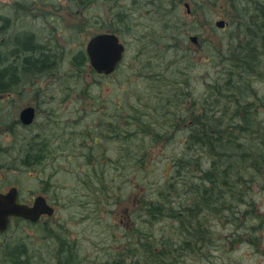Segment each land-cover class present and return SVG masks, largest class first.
Here are the masks:
<instances>
[{"label": "rangeland", "instance_id": "374dc122", "mask_svg": "<svg viewBox=\"0 0 264 264\" xmlns=\"http://www.w3.org/2000/svg\"><path fill=\"white\" fill-rule=\"evenodd\" d=\"M226 2L228 3V0H120L118 3L111 2L108 6L105 0H0V14H6L12 18L2 23L0 21L1 58L9 57L17 60L19 49L17 51L14 49L12 54L9 51L10 55L5 56V48L11 44V40L6 41L7 32L12 29L14 31L23 29L21 25L26 22L32 26L31 31L35 32L36 36L35 42L40 43L42 52L51 55V60L44 71L39 70L38 73L29 71L16 85L17 87L13 88L23 91L21 94L23 99L16 97L13 98L14 102L8 103L10 99H7L6 95H0V151L4 157L9 158L7 161L10 163V167L0 170V182L16 181L15 183L21 186L20 190L24 197L29 196L28 190L37 194L39 185H42L39 183V178H46L48 174L52 177L51 181L53 180L57 185L60 181L66 185L63 194L60 193L57 185L56 189L51 188L50 194L56 199L57 204L55 213L48 217L45 227L53 232V239L58 240L61 235H65L67 240L65 243L70 245L66 247L68 251L71 247H76L77 260L76 258L72 260V264H94V262L100 264V261L105 263L104 257L107 253L123 255L130 244L128 237H123V234L128 233V227L134 228L135 231L140 227L137 216L141 211L146 212L141 208L152 195L150 192L163 182L171 183L170 185L176 189L182 187L185 182L183 176L173 173V162L170 159L184 155L185 147L182 142L185 135L181 129L188 126L186 120L180 119V121L177 120L179 118H175L173 120L176 124L173 127L175 131L173 128L166 127L159 130L149 125L147 127L151 130L147 136L137 132V124L136 128L132 125L137 123L136 117L142 113L144 104L161 106L163 113L170 107L183 108V104L173 101L169 104V99L174 98L171 94L174 90V86L171 85L173 75L171 70L175 72L176 69L181 70L185 66L192 65L193 71L190 77L188 76L190 80L188 83L192 85L191 91L195 92L193 93L195 99H198V107L201 100H205L204 96L213 91L211 89L214 86V84L202 83L205 81L204 75L224 78L225 70L228 74L232 72V77L229 78L233 80V85L238 83L236 80L238 74L243 75L240 86L234 87L236 92H233L234 89L230 92H222L213 104L210 102L209 107L211 110L214 109L212 113H217L216 101L218 100L220 105L224 103V108L227 105L232 112L235 107L229 96L233 98L237 95L239 99L247 89L254 88L255 93L260 97L252 103L250 110L257 118L264 119V68L258 70L255 66L256 60L250 62L249 65L252 68H247L248 64L244 67L241 61L232 59L237 57L236 54L227 53L229 49H232L228 47L236 42L234 39L242 41L243 37L238 35L233 21L227 15L229 3ZM243 5L241 11L247 26L261 28L257 30L263 33V17L252 16L253 2L247 1ZM118 10L123 23L110 15L111 12L115 13ZM13 14H19V16L13 17ZM95 15L98 17L96 18ZM222 19H228L230 23L224 30L217 26V22ZM100 25H102L101 31H99ZM109 25L118 29L117 34L126 48L124 59L117 71L106 76L93 74L89 71L90 65L87 62L80 64V70L78 69L76 73L72 65L76 50L84 49L85 43L94 33L108 31ZM192 36L196 37L195 41L191 39ZM225 42H229L230 45ZM256 48L259 49L260 44ZM263 50H259L255 56V59L261 61V65H264ZM244 56H246L245 48L244 51L242 50V58ZM169 62L171 63L167 70L169 73L167 71L164 73L165 75L171 73V78L169 79V75L167 77L169 82L156 80L155 77L161 74L159 70L164 67L163 63ZM248 69L252 74H247L245 70ZM207 79L210 80L209 77ZM70 82L74 83L72 90L68 89ZM148 86L154 88L161 86L162 93L151 92L148 98L146 96ZM256 89H263L262 94ZM37 90L41 97L37 100L35 122L23 127L14 121L20 110V103L29 100L30 93ZM66 91L71 92L67 94ZM31 100L34 101V99ZM174 104L177 105L172 106ZM55 115L60 118L55 120ZM228 115L230 116V113ZM122 119L126 121H120ZM144 119L142 118V121ZM49 121L59 126L43 125ZM183 121L185 123H182ZM42 125L47 139L41 143L40 139L33 134L38 133L37 129H40ZM115 127L117 131H111ZM65 128L63 133L58 134L60 129ZM55 130L57 133L54 132ZM134 133L135 136H133ZM156 133H159L160 141H150V139H156ZM94 139L99 142L94 143ZM32 147L34 153L39 152L41 157H45L43 160H38L41 164L37 167L23 163V159L19 160ZM86 152L93 165L97 161L103 165L110 161L112 165H109L106 170L103 169L102 172L85 173L89 172L90 167L87 163L82 164L85 162ZM141 152L143 156H146L144 164L139 163L140 158L136 160ZM68 153L73 154L70 160L67 159ZM82 153L84 156L81 155ZM67 163L72 166H66ZM203 164L206 165L204 161ZM263 164L264 162L260 163V175L257 174L254 178L259 179L251 184L248 183L257 202L254 212L262 214H264ZM140 166L145 168L150 166V173L137 171L136 168ZM43 168L46 173H43ZM54 173L57 175L53 176ZM100 176L103 180L99 178ZM80 182L82 185L85 184L88 190L87 197L77 194L81 192ZM104 183L105 192H102ZM248 184L246 183L244 188ZM48 185L51 187L49 182ZM109 190L115 195L112 194L109 197ZM55 192L58 196L54 194ZM101 193L106 194L103 201L97 199V195ZM188 197L189 195L186 198L187 201ZM79 198L82 199L83 204L78 203ZM249 212L250 210L246 211L244 216L239 212L238 222L243 225ZM67 217L70 218L69 222L64 225L62 222ZM235 220L215 215L207 217L206 235L213 241L209 240L206 244L213 249L218 248L213 252L215 255L229 253L228 264H264V238L260 234H254L253 241L257 246L254 248H257L259 253L247 245L248 241L250 244L251 238L246 226L238 233L239 243H233L228 247L227 235L231 236L232 228L240 227L236 226V223L235 225L231 223L236 222ZM51 221L55 222L58 229L60 226L64 227L67 233L55 230L53 228L55 225L51 224ZM33 228L23 226L22 222L13 221L10 227L0 235V261L5 259L8 245L26 249L24 244L15 242L16 239L26 240L36 251L54 247V242L37 235ZM56 242L60 244L61 241ZM170 252L175 253L173 264L182 262L185 257L182 252L178 254L177 251L170 250ZM37 256L31 263L36 261ZM22 260L26 263L30 262L28 259ZM214 260L217 263L223 261L222 258L219 261L217 258Z\"/></svg>", "mask_w": 264, "mask_h": 264}, {"label": "bare ground", "instance_id": "6f19581e", "mask_svg": "<svg viewBox=\"0 0 264 264\" xmlns=\"http://www.w3.org/2000/svg\"><path fill=\"white\" fill-rule=\"evenodd\" d=\"M231 1L235 2L236 4L232 5L230 3ZM247 1L249 3L252 0H250V1L249 0H230V2H228L229 3L228 7L230 9V8H232V6H237L238 9H241L242 6H244L243 4H246ZM252 2H253V5H252L253 13H255V15H257L258 18L263 17V22H264V0H253ZM44 4H47V3L44 2ZM185 5L188 7L187 3H185ZM238 13L242 14V11H238ZM253 13H252V15H253ZM18 16H19V14L18 15L13 14V17H18ZM3 18L5 19L3 21H8V19L12 20V18H9V16L6 14L3 16ZM237 18H239V16H237ZM14 19L16 20V18H14ZM7 26H8V23H7ZM21 27H23V29H21V30L19 29L17 31H14L13 29L11 31L8 30V32H7L8 36H7L6 41L11 40V44H9L5 48L6 49V51H5L6 55L5 56L12 54L14 49H19L15 44L17 40L32 36L31 39H33L34 42L36 41L35 40L36 36L34 35L35 32L31 31L32 26H30L29 22L24 23L23 25H21ZM235 27H236V25H235ZM239 27H243V28L240 29ZM246 27H248L247 22L243 18H240V22L237 23L236 29H237L238 35L243 37V40L238 41V40L234 39L236 42L233 45L228 47V48H232V49H229V51H227L228 54H231V55L236 54L237 57L232 58L234 61H240V58H242L241 57L242 56V50L244 48L246 49V54H248V56H250L251 53L254 52V50L259 51L261 49H264V34H263L264 31H263V33H259L260 31L257 29H261V28H255V26H253V25H251L250 28L248 27V29ZM252 29L257 31L260 34L259 39L254 40L255 39L254 36L257 34V32H252L253 31ZM109 33L115 34L119 38V41L122 42L117 33H114V32H109ZM88 41L85 43V47H84L85 53H87L86 52V45H87ZM258 42H261V43H259L260 44L259 49L256 48L259 46ZM225 43L230 45L229 42H225ZM36 44H40V43L36 42ZM9 51H10V54H8ZM55 53H57V51ZM49 56H51V55H49ZM8 65H16L15 67H17V69H16L17 77L14 80H10L7 82L8 83V89L7 90L18 91V89H13V88L17 87L16 85L21 82L23 77H25L24 75H27L30 70H25L24 69L25 67H23V65H21V64H17V60H15V59H10L9 57L0 58V69L4 68V66H8ZM232 65H234V64H232ZM191 66L192 65L185 66V68L182 69L183 75H184V77H187V80H189L188 76L190 77V75L193 71V67H191ZM41 70L44 71L45 68H42ZM164 70H165L164 67H162V69H160L159 71H164ZM34 71L37 73L40 72L38 69L34 70ZM155 72L158 73L157 70H155ZM37 73H35V74H37ZM231 73L232 72H230L224 78L212 77V76L210 77L208 75L203 76L204 77L203 79H205V81H202V83L205 85H206V83L207 84H214L215 89L213 91L209 92L206 96H204L205 100L201 101V104L198 108H200V109L202 108L204 110L206 108L211 109L209 107L210 102H212V104H213V102H215L217 97L219 95H222V91L223 92H225V91L229 92V91H231V90H229V88L231 86L235 87V85H233V80L230 79L232 77V76H230ZM208 77L210 78V80L207 79ZM73 88H74V83L70 82L68 84V89L72 90ZM159 88L160 87L154 88L152 86H148L146 96L149 98L151 96V94H150L151 92L153 94L154 93L157 94L159 92ZM174 90H176L174 93L176 96L185 94L186 96L190 97L191 92L195 93L194 91H191L192 85H185V84H182L180 82L175 84ZM252 90L247 89L246 93L244 92L246 96L244 98H242V101H241L242 104L237 109L238 111L243 112V115H244L243 118L244 119H245V116L247 117L251 113L250 107L252 106V103L260 97L259 95H257L255 93L254 88ZM262 90L263 89H258L257 91L259 93H261ZM35 92H37L36 95H38V90ZM66 92H68L67 94H69V92H71V91H66ZM153 94H152V97H153ZM18 97H20V96L18 95ZM188 100H190V99H187L186 101H188ZM216 102L218 103L219 101L217 100ZM159 108H160V106H153V105L145 107L146 115L142 116V118H145L144 121H142L141 123H132L134 128H136L138 125V131L137 132H139V130L142 129L141 126L146 125V124L150 125L151 127L158 128L159 122L156 119H153V117H157L163 123L167 122V119H163V120L161 119V118H165L166 115H164L161 112V108L160 109ZM217 110H218V112L213 113V115H215L219 118L220 122L222 123V127H221L222 130L221 131H222V133L226 134L229 132L228 131V129L230 128L229 126H231L230 122L232 120L229 119V117H231V116H229L228 114H225L224 103L222 105H220V107ZM20 115H21V112H20ZM58 115H59V113H58ZM225 115H226V118H225ZM55 116H56L55 120H58L60 118L57 115H55ZM150 116H153L152 119ZM15 122L17 124L21 123L22 124L21 126H23V123H22L23 121H22L21 117H19L18 120L16 119ZM246 122H248V124H250V121L248 118H247V120L245 119L244 123H246ZM25 125H27V124H25ZM43 125H46L49 127L51 125L59 126V124H55V123H53V121L43 123ZM43 125L40 126V129H37L38 133L33 134V136L36 138H39L41 142L44 141V139H47L46 132L43 131V128H44ZM115 129L117 130L116 127H115ZM64 130H66V128L63 130L60 129L58 131V134L63 133ZM54 132L57 133V130H55ZM54 132L52 131V133H54ZM64 135H66V134H64ZM135 135L136 134L134 133L133 136H135ZM183 135H186V134L183 133ZM230 135H231V133H229L227 136H230ZM236 135L240 136L239 134H236ZM67 137H69V136L67 135ZM89 137H91V135ZM97 137H100V136H97ZM126 138H128V136ZM227 138H229V137H227ZM83 139H85V138H83ZM223 140H225V142L229 141V139H223ZM93 142L98 143L99 141H97V139H94ZM242 143H243V141L240 140L238 144H242ZM51 145H53V143ZM66 147H68V145H66ZM65 149H67V148H65ZM195 149H197V150L199 149L198 145H197V148H195ZM33 151H34V149L32 147L29 150V156L39 153V152L34 153ZM39 155H40V153H39ZM39 155H37L35 158H30V159L27 158V159H25V161L23 163H25L27 165H33L31 167H34V166L37 167V166H39V164H41V162L38 161V159H37V157ZM81 155L84 156L83 153ZM179 156H182V155H178L175 158H177ZM144 157L146 158V156H143L142 152H141V154L139 155V157L136 158V160L138 158H140V162H142V164H144V161L146 160V159H144ZM88 158H85L84 160L87 161V160H89ZM8 159H9L8 157H4L2 159V162H6ZM170 160L173 161V159H170ZM82 164L84 165L85 163L82 162ZM66 166L70 167L72 165L70 163H67ZM172 168H173V173H175L177 176L180 175L183 177H187V178H189V180L191 182H193L192 177H194V175L192 176V174L184 167V165L179 164L178 161L175 160L172 163ZM118 169H120V167H118ZM136 170L141 171L143 173H150V166L149 167L147 166L145 168V171L141 170L140 168H136ZM128 173H129V171H128ZM194 173H198V169H196V171ZM99 174H101V173H99ZM54 175H57V173H54L53 176ZM202 175H203V173H202ZM195 176H198V175H195ZM49 178H48V180H50L51 188L56 189L57 183H54L53 180L51 181L52 177H49ZM99 178L101 180H103L102 176H100ZM59 179H60V177H59ZM86 182H88V181H86ZM80 183H81V185H80L81 192H78L77 194L87 197L89 194L86 191H88V190L86 189L85 184L82 185V182H80ZM202 183H203V181H202ZM170 184L171 183H169V182L160 183L155 187V190L153 192H150V195H151V193H152V195L148 198V200H147L148 202H145L141 208V209H144L146 212L141 211L140 214L137 216V219L139 220V226L140 227L138 226L139 228L136 231L134 230V228L130 229L128 227V233L123 234V237L126 236V237H128V240H130V244H129L128 248L125 247L126 248L125 253L123 255L116 254V253L111 255V253H107V256L104 257L105 263H103V261H100L99 262L100 264H129V263L131 264L132 263L131 261L137 259L138 257L144 259L143 261L145 262V264H148V263L150 264L151 262L157 264L156 261H153V260L150 261L151 252H149V250L152 249V247L155 245H162L164 247L163 249L166 250L168 257H166V259H163L161 261L162 264H173L174 263V259H175L174 254L175 253L170 252V250H172L173 252L177 251L176 252L177 254L179 252H182L183 255L185 256L182 259V262H178V264H228V260L230 259L229 253H224V254L222 253L221 256L217 255V253L215 255L213 252H215L216 249H218V248L213 249L212 247L207 248L204 246L202 248H199L198 247V240L196 242V239L194 237L192 239V237H191L194 232H197L200 236V238H199L200 241H203L204 239L208 238L205 235L204 231L201 232L198 229V225L199 226L205 225L206 230L208 229V226L205 223L206 219L203 218L207 215L206 207L202 204H199V206H198V203H196V201H195V203L192 202L191 200L187 201L186 195L183 193V190H181V187L179 189H176L174 186H171ZM227 184H228L227 186H231V185H233V181L227 180ZM105 186L106 185L104 183V187L102 188L104 190L101 189L102 192H105ZM219 186H218L217 191L222 190V187H219ZM57 187L59 188L60 193L63 194V192L65 191L66 185L60 181V184L57 185ZM182 189H185V188H182ZM223 189H224V187H223ZM82 191H84V192H82ZM148 191H150V190L148 189ZM111 192L109 190V194H108L109 197L112 194L115 195V193L113 191H111ZM187 192L188 191H186V193ZM54 194L58 196V194H56V192ZM15 197H17V196L14 194V199H15L16 203L23 205V204L19 203ZM105 198H106V194L101 193V194L97 195V199L99 201H101V200L103 201ZM249 199L250 198L245 197L244 202L238 208L242 211H247V209H246L248 207L247 201ZM54 200L55 199L52 197L53 202H54ZM79 200L80 201L78 203L83 204L82 199L79 198ZM35 202L36 203L45 202L46 204H44V206H42L39 210L36 208L32 209L34 212H36V214H34L35 215L34 218H31V217L24 218L27 220L25 222H23V226L25 225L28 227H34L33 229H34V231H36L38 233L37 235L43 236L44 238L49 239L51 242H54V244H55L54 247H50L49 249H46V250L42 249V250L36 251L34 248H32L31 244H29L26 240L22 241V240L16 239L15 242H20V243L24 244L26 249L21 247V246L11 247L8 245V251H7V253L5 255V259H4L5 262H3L2 264H12L10 262L11 261L10 256H12L13 254H14V256H17V258L24 256L22 259H28L30 261L29 263H31L32 259L35 258L36 255H38L36 261L31 263V264H72L71 263L72 260H74L75 258L77 260L76 247L75 246L71 247V249L69 251L66 249V247L70 246V245L69 244L67 245L65 243V240H66L65 235L60 236V238L58 240L61 242H60V244H57L56 241H58V240H56L55 238L53 239V232L51 230H48L45 227L46 226V224L44 223V222H46L45 219L48 217H51L55 213L56 209L53 208L52 206H50L49 204H47V202L43 196H41V198L36 197ZM34 206H35V204L32 206H28V207L33 208ZM75 206H79V205H75ZM38 212H40V213H38ZM42 216H43L42 222H40L39 220ZM14 219H16V218H14ZM69 219L70 218H68V217L64 218L62 223L64 225L67 224L69 222ZM247 222H248V220L245 219L244 224L248 226L250 224V221H249V223H247ZM11 223H12V221L9 223L8 228L10 227ZM51 224L55 225V222L51 221ZM245 225L240 226V227L235 228V229L232 228L231 231L241 232L242 229L245 227ZM53 228L59 232L64 231V227H62V226H60V228L58 229L55 225ZM188 228L190 229V231L187 230ZM64 233L66 234L67 231L65 230ZM0 235H1V233H0ZM236 236H238V234ZM193 240H195V242ZM233 243H236V241L233 242L230 240V242L228 243L229 244L228 247H230ZM255 243L256 242H254V243L250 242V244H249V241H248L247 245H250L251 248H253L257 252H259V250L257 248H254V246H256V245H254ZM64 244H65V246H64ZM12 248H16V249L12 250ZM168 248H170V249H168ZM41 253H42L43 258H41L42 256L40 257ZM181 254H179V255H181ZM216 258L218 259V261L220 258H222L223 261L221 263H217L214 260ZM74 264H76V263H74ZM94 264H95V262H94Z\"/></svg>", "mask_w": 264, "mask_h": 264}, {"label": "trees", "instance_id": "16d2710c", "mask_svg": "<svg viewBox=\"0 0 264 264\" xmlns=\"http://www.w3.org/2000/svg\"><path fill=\"white\" fill-rule=\"evenodd\" d=\"M105 1L107 2V5L109 6L111 2L118 3V1L120 0H105ZM81 3H83V1H81ZM110 15L112 17L118 18L119 22L123 23L122 17H119V10L115 13L111 12ZM3 16L4 15L0 14L1 23L3 20H5ZM95 17L97 18L98 15H95ZM101 27L102 25H100L99 31H101ZM107 29L110 32H114V33L119 32L117 28L110 27V25H109V28ZM31 38L32 36H29V37H25V38H22L16 41L15 44L19 48V51H20L18 53L19 57L17 58V63L23 65V67H25L24 68L25 70L34 71L37 69L41 70L42 68L46 69L51 60L50 56L47 55L45 52H42V50L40 49L41 45L36 44V42H34L33 39ZM254 38L256 39L260 38V35L258 34V32H257V35L254 36ZM174 46L179 48L177 45H174ZM171 48L175 49L174 47H171ZM17 50L18 49H15V51ZM257 52H258L257 50L256 51L254 50L252 55L248 56V54H246V56H244L243 58H240L242 65H244L245 67V65L248 64L249 67L247 68H252L250 67L249 64L251 61L256 60L257 63L255 64V66L258 67V70L263 69L264 65L260 64L261 61L259 62L258 59H255V56H257L256 54ZM87 62L88 60H87L85 50L77 49L72 58V65L75 68V72L77 73V70L78 69L80 70L79 68L80 64L87 63ZM170 62L163 63L165 70L159 72L161 73L159 74L161 75V77L157 75L155 77L156 80L161 79L162 81L164 80V81L169 82V79L171 78L170 76L171 73L166 74V75L164 73H166V71L169 68V65H171L172 62L171 63ZM15 66L16 65H8L0 69V91L7 90L8 89L7 82L10 80H14L17 77V74H16L17 67ZM255 66L253 67L255 68ZM89 71L95 74L93 69L90 68ZM245 71H247V74H252L250 69L245 70ZM171 72L173 74L172 79H171L172 86H175V84L178 82L184 84L185 81L187 82L185 83V85H190V83H188L190 81L187 80V77H184L182 69L181 70L176 69L175 72L171 70ZM225 72L226 73H224L225 74L224 77L228 75V71L225 70ZM168 75H169V79H167ZM154 76L155 75H153V77ZM237 77L238 78L236 80L238 83L235 85V87L240 86L241 84L240 81H242L241 79L243 75L238 74ZM159 87H160L159 92L162 93L161 91L162 87L161 86ZM214 89L215 88L213 86L211 90H214ZM233 89H234V86L233 87L231 86L229 88V90H233ZM175 91L176 90L171 91L172 97L174 98H172V100L169 99L170 100L169 104H171L173 101L180 105L183 104V108L170 107L167 111H164V113L162 112L164 115L167 116V118H161V119L162 120L167 119V122H166L167 124L163 123L160 119H158L157 121L159 122V125L157 129L161 130V129H164V127H166L167 129L169 128L172 129L173 127L176 126V124L173 123V120L175 118H179L177 120H180V119L186 120V124L188 125L184 129H181L186 134L182 142V144L185 147L184 155L179 156L173 159L172 161V162H174L175 160L178 161L179 164L184 165V167L192 174V176L194 175V177H192L193 182H191L189 178L184 177L185 182H183V184L181 182L182 184L181 190H183V193L186 194V198L189 195L188 200H191L194 203L196 201V203H198V206L199 204H202L206 207L207 215L203 218L206 219L207 217H210L212 215L224 217V218L230 217L232 220L236 219L235 220L236 222H231L234 225L236 223V226L245 225V224L242 225L241 222H238L239 220H238L237 214L240 212L244 216V213L246 211H242L238 207L241 205V203L244 202L245 197L250 198L247 201L248 207L246 208L247 211L250 210L246 218L248 220L247 223H249L250 221V224L248 226L245 225L248 230L247 233L249 234V237L251 238V243H254L253 239L255 238V235H254L255 233L262 235L264 238V214L259 213V212L258 213L254 212V206H255V203L257 202L254 199L253 192H251L252 188L249 186V184H251L254 180L259 179V178H256V179L254 178L257 174L260 175L261 173L260 163L264 162V119L257 118L256 115H253L254 113L251 112L247 117L245 116L246 120L247 118L249 119L250 124H248V122L244 123L245 119L243 118L244 116L243 112L238 111L237 109L242 104L241 101H242V98L246 96L245 93L241 95L239 99L237 95L233 98L232 96H229L231 97L230 100H232L233 105L236 110H234L233 108L234 111L232 110L231 112V110L228 109L227 105L225 107L226 109L224 108V112L226 111L225 114L230 113L231 117H229V119L232 120L230 122L231 126H229L230 128L228 129L229 132L224 134L221 131L222 123L220 122L219 118L213 115L212 113L214 109L211 110V109L206 108L204 110L202 108L201 109L198 108L197 106L198 99L197 100L195 99L194 94L192 92H191L190 97H188L185 94L176 96L174 94ZM233 92H236V89H234ZM187 99H190V100L186 101ZM177 104H174L172 106H175ZM146 106L148 105L144 104L143 107L141 106L142 113L139 112L140 116L136 117L135 122L137 123L142 122L141 116L146 115V110H145ZM219 107H220V103L218 102V104L216 105V109H218ZM127 113L130 114L129 112ZM150 117L152 119L153 116H150ZM156 118L157 117H153V119H156ZM120 121L125 122L126 120L122 119ZM182 123H185V121H183ZM147 126L149 125L148 124H146L145 126L143 125L141 126L142 129L139 130L141 134H145L146 136L150 134L149 132L151 130V128H148ZM122 127L124 128V126ZM173 130L175 131L174 128ZM111 131L116 132L117 130L113 128ZM229 133H231V135L227 136ZM236 134H239L240 136H237ZM226 136L229 138H227ZM155 137L156 139H150V141L151 140L160 141L159 133H156ZM223 139H229V141L225 142V140ZM240 140L243 141L242 144H238ZM197 145L199 148L198 150L195 149L197 148ZM87 154L88 153L86 152L85 153L86 158H88ZM34 155L37 156L39 155V153L34 154ZM67 155H69L67 156V159L70 160L71 155L73 154L68 153ZM144 159L146 158L144 157ZM203 161L206 163V165L203 164ZM84 163H87L90 165V167L88 168L89 172H85V173H96L98 171L102 172L103 169L106 170L107 167H109V165H112L110 164V161H107L105 165L101 164L98 161L94 163L93 165V162L90 160H87ZM140 163L142 164V162ZM139 168L145 171L144 167L140 166ZM196 169H198V173H194ZM195 175H198V176H195ZM227 180L233 181V185L227 186L228 185ZM246 180H248V182H245ZM246 183L247 184L249 183V184L246 188H244ZM218 186L222 187V190L217 191ZM182 188H185V189H182ZM185 190L188 192L186 193ZM257 208L259 209V206H257ZM198 229L201 232L204 231L205 235L208 230V229L206 230L205 225H201V226L198 225ZM187 230L190 231L189 228ZM238 233L239 232L231 231V236L233 234L234 237L232 236L233 237L232 238L230 235H227L226 239H228L229 242L231 240L233 242L236 241V243H239V241H237L238 236H236ZM191 237L192 239L194 237L196 239V242L198 240L199 248H202L203 246L210 248L209 245L206 244V242L209 240L213 241L211 238H207V239H204L203 241H200L199 240L200 236L197 232H194ZM193 241L195 242V240ZM163 248L164 247L162 245L153 246L152 249L149 250V252H151L150 261L153 260V261H156L157 264H162L161 261L163 259H166V257H168L166 250ZM15 249L16 248H12V250H15ZM10 260L12 264H25L26 263L22 259L17 258V256H14V254L10 256ZM143 260L144 259L138 257L137 259L132 260L131 264H145ZM3 262H5L4 259L0 261V264H2ZM26 264H30V263H26ZM150 264H155V263L151 262Z\"/></svg>", "mask_w": 264, "mask_h": 264}, {"label": "water", "instance_id": "95a60500", "mask_svg": "<svg viewBox=\"0 0 264 264\" xmlns=\"http://www.w3.org/2000/svg\"><path fill=\"white\" fill-rule=\"evenodd\" d=\"M217 25L221 27L223 22L218 21ZM191 39L195 41L196 37L192 36ZM124 51L125 47L119 41V38L109 32L99 33L91 37L86 45L90 64L98 73L104 74H109L115 70L123 57ZM20 117L23 124H30L34 117V109L32 107L24 108ZM42 206H44L42 202H35L33 208L16 203L13 189L7 194L0 193V231L7 228L11 216L34 218L36 212L32 209L36 208L39 210Z\"/></svg>", "mask_w": 264, "mask_h": 264}, {"label": "flooded vegetation", "instance_id": "af4514ba", "mask_svg": "<svg viewBox=\"0 0 264 264\" xmlns=\"http://www.w3.org/2000/svg\"><path fill=\"white\" fill-rule=\"evenodd\" d=\"M253 1V0H252ZM228 2H230V0H228ZM232 5H235L236 3L235 2H230ZM231 5V6H232ZM238 11H241V9H238L237 8V6H232V8H230L229 10H228V12H227V15H228V17H229V19H231L233 22V25H236V27H237V23H239L240 22V18H244L242 15L243 14H240V13H238ZM237 16H239V18H237ZM252 16H254V17H257V15H255V14H253ZM222 22H223V27H221V28H219V29H221V30H224V29H226L227 27H229V25H230V23H229V20L228 19H222ZM240 29H242L243 27H239ZM247 28V27H246ZM0 92H4V94H0V95H3V96H5L6 95V98L7 99H10L9 101H8V103H12V102H14V100H13V98H16V97H18V95L20 96V99H23L24 97L21 95V94H23V91H20V90H18V91H12V90H5V91H0ZM36 93L37 92H33V93H30V99L29 98H27V99H29V100H25V101H23V102H21L20 103V110L18 111V115H17V117L14 119V121L17 119L18 120V118L20 117V112H21V110L23 109V108H25V107H28V106H32L33 108H34V112H35V117H34V121L31 123V124H33L34 122H35V118H36V114H37V100H39V98L41 97V96H39V95H36ZM31 99H34V101H32ZM21 101V100H20ZM31 124H29V125H31ZM20 125H22L21 123H20ZM26 126H28V125H25V124H23V127H26ZM29 151L28 152H25L24 153V155L21 157V158H19V160L20 159H23V162L25 161V159H27V158H35L36 156H34V155H30L29 157ZM4 158V156L2 155V153H1V151H0V170L1 169H3V168H8V167H10V163H9V161H6V162H2V159ZM45 157L44 156H38L37 157V159L38 160H43ZM46 170H44V168H43V173H46L45 172ZM1 172V171H0ZM50 176H49V174L47 175V177L46 178H43V177H38L37 176V178H39L40 179V181H39V183L40 184H42V185H39V187H40V189L37 191V194H33V192H31L30 190H28L29 192L27 193L29 196L28 197H24V196H22V193H21V186H19L18 185V183H15V182H13V183H10V182H6V183H2V182H0V193H7L8 192V190L9 189H11V188H15V195L17 196L16 197V200L19 202V203H21V204H25V205H28V206H32V205H34L35 204V198L36 197H39V198H41V196H43L44 198H45V200H46V202H47V204H49L50 206H52L53 208H55L56 209V204H57V201H56V199L54 200V202L52 201V197H53V195L52 194H50L51 193V187L48 185V182L50 183V180H48V178H49ZM50 179V178H49ZM1 185H3V186H1ZM24 189V188H23ZM26 189V188H25ZM54 198V197H53ZM56 198V197H55ZM42 200V199H41ZM43 204H46L45 202H42ZM15 217H12L11 219H10V222L12 221H19V222H25L27 219H24V218H16V219H14ZM42 218H43V216L40 218V222H42ZM48 219L49 218H46L45 220H46V222L48 221ZM44 220V221H45ZM45 223V222H44ZM1 234L3 233V232H0Z\"/></svg>", "mask_w": 264, "mask_h": 264}]
</instances>
